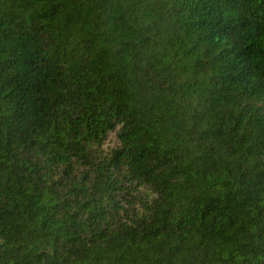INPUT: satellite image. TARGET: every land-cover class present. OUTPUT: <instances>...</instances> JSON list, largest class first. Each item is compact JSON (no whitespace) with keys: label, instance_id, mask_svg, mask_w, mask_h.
I'll return each mask as SVG.
<instances>
[{"label":"trees","instance_id":"obj_1","mask_svg":"<svg viewBox=\"0 0 264 264\" xmlns=\"http://www.w3.org/2000/svg\"><path fill=\"white\" fill-rule=\"evenodd\" d=\"M0 264H264V0H0Z\"/></svg>","mask_w":264,"mask_h":264}]
</instances>
